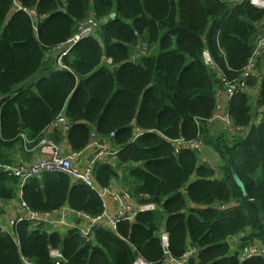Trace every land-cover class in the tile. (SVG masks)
I'll return each instance as SVG.
<instances>
[{"label": "trees", "instance_id": "obj_1", "mask_svg": "<svg viewBox=\"0 0 264 264\" xmlns=\"http://www.w3.org/2000/svg\"><path fill=\"white\" fill-rule=\"evenodd\" d=\"M93 15L100 22L94 37L78 43L63 66L47 59ZM263 21L264 10L249 2L0 0V161L14 164L15 153L24 150L21 135L38 138L64 109L73 151L85 149L93 132L101 139L116 134L113 145L122 148L117 165L100 163L96 183L108 188L121 181L139 204L159 208L121 223L116 232L98 228L91 242L75 230L61 235L21 223L15 236L0 231V264H54L51 249L63 253L64 264H133L137 255L160 264L162 229L174 258L193 247L198 254L192 264H264V257L241 261L229 245L230 238L247 234L244 245L264 247V62L248 81L250 91L229 108L248 133L228 138L201 127L218 167L190 151L175 155L169 142L197 138L195 120L215 113L222 82L204 51L220 73L239 78ZM142 42L148 50L134 59ZM138 130L142 135L134 141ZM51 138L61 143L62 133ZM17 197L18 180L1 174L0 201ZM24 199L39 213L68 207L97 217L104 211L97 192L58 172L30 180Z\"/></svg>", "mask_w": 264, "mask_h": 264}, {"label": "built area", "instance_id": "obj_2", "mask_svg": "<svg viewBox=\"0 0 264 264\" xmlns=\"http://www.w3.org/2000/svg\"><path fill=\"white\" fill-rule=\"evenodd\" d=\"M228 3H237L242 5L249 2L256 8L264 10V0H223ZM17 10L23 8L17 4ZM33 16H36L35 11H29ZM100 27V22L93 15L87 21L80 24L77 33L67 43L58 47L60 49L57 63L63 66L62 59L74 48L78 43L88 38L94 37ZM262 33L258 37L253 55L242 69V74L239 78L229 79L216 68L212 56L208 50L204 51L205 63L217 71L218 77L222 85L217 89L216 99L217 105L215 113L208 119H196L199 127V133L195 139H170L169 142L174 149L175 155H180L182 152L190 151L200 157L201 163L214 167V159H218V155L206 146L201 135V127L207 125L214 132L215 129H220L226 133L229 138L248 133V129L238 127L230 115V105L232 101L243 93L249 92L248 81L254 77L258 71L259 64L264 58V21L261 23ZM138 54L134 56L137 59L148 50L147 43L142 42L136 48ZM111 61V60H109ZM112 62V61H111ZM262 117H258L255 121L259 124ZM71 129V123L66 116L65 110L56 117L52 124L45 129L42 134L30 140L26 135H21L24 143V149L27 153L41 155L37 161L30 163H14L5 164L0 161V175L18 180V197L15 201L19 205V213L7 225L0 226V231L10 236L17 234V228L21 223L29 222L32 228L38 229L43 227L49 232L77 231L86 242L93 241L94 231L96 229H105L116 232L121 223H134L139 214L156 212L158 206L154 204H139L133 197L131 192L125 188L122 192L116 193L111 187H100L94 177V171L100 164H107L108 160L116 158L121 152L120 146L113 145V140L116 134L113 132L109 138L101 139L96 133L91 134V139L88 146L82 151H73L70 147L67 149L63 143L56 142L51 136L54 132H60L64 136ZM138 130L134 141L142 134ZM31 145H34L31 147ZM91 157L89 158L88 155ZM214 158V159H213ZM108 164H113L109 162ZM58 172L69 176L74 182H83L92 190L97 192L104 203V211L97 217H90L84 213L73 211L68 207H63L52 213H39L31 209L27 201L24 199V187L27 183L35 178H41L43 173ZM110 198L113 205L106 202V198ZM67 232V233H68ZM162 246L165 252V259L160 264H192V260L197 257L198 250L190 247L188 252L181 258H174L169 253V234L166 229H162L161 234ZM247 234L232 237L229 240L234 250H238V257L241 261H246L252 257H264V247L260 244L244 245L246 243ZM50 256L54 260V264H64L65 257L59 249H51ZM24 264H33L28 260H24ZM133 264H154L148 262L141 255H137Z\"/></svg>", "mask_w": 264, "mask_h": 264}, {"label": "crops", "instance_id": "obj_3", "mask_svg": "<svg viewBox=\"0 0 264 264\" xmlns=\"http://www.w3.org/2000/svg\"><path fill=\"white\" fill-rule=\"evenodd\" d=\"M260 33H262V28L260 30ZM60 49H55L49 53L50 57H52L54 60H56V57H58ZM138 54V51L136 50L135 56ZM48 55V56H49ZM139 55V54H138ZM264 62V58L261 61V64ZM108 63H111V61L108 60ZM67 137L62 134V141L64 145H66L67 149L70 147L68 144V141L66 139ZM118 147V146H117ZM89 158L91 157L90 154L86 155ZM41 158V155L39 153L33 154V153H27L26 150L24 149H18V151L15 153V163H30L33 161H37ZM219 160V157H218ZM108 163L113 162V164L116 166L117 165V158H113L107 161ZM107 163V164H108ZM215 167V166H214ZM122 176V173H121ZM111 189L116 192H122V190H125V187L123 183L120 181H115L112 183L110 186ZM106 202L109 205H113L112 201L110 198H106ZM0 210L3 211V214L0 216V226H5L7 225L12 219L16 217V215L19 213V205L18 202L15 200H10V201H0ZM68 231L61 232V235H66ZM261 246V245H260Z\"/></svg>", "mask_w": 264, "mask_h": 264}, {"label": "rangeland", "instance_id": "obj_4", "mask_svg": "<svg viewBox=\"0 0 264 264\" xmlns=\"http://www.w3.org/2000/svg\"><path fill=\"white\" fill-rule=\"evenodd\" d=\"M261 35V33L259 34V36ZM157 51L158 50H156V53H157ZM48 58L47 59H51V57H50V55L49 56H47ZM264 66V65H263ZM260 70H261V73L264 75V69H262V68H260ZM38 77H39V75H36V76H34L33 77V81H36L37 79H38ZM214 133L215 134H219V133H224V132H222L220 129H215L214 130ZM226 134V133H225ZM227 135V134H226ZM227 137L229 138L230 136H228L227 135ZM214 159V158H213ZM214 161H215V166L216 167H218L219 166V163H220V161L218 160V159H214ZM233 246V244H231V247ZM232 251H234V248H232Z\"/></svg>", "mask_w": 264, "mask_h": 264}, {"label": "water", "instance_id": "obj_5", "mask_svg": "<svg viewBox=\"0 0 264 264\" xmlns=\"http://www.w3.org/2000/svg\"><path fill=\"white\" fill-rule=\"evenodd\" d=\"M117 16L116 13L111 15V18L114 19ZM73 49V48H72ZM236 184L242 189L243 193L246 194V189L243 181L239 178L238 175L235 176Z\"/></svg>", "mask_w": 264, "mask_h": 264}]
</instances>
